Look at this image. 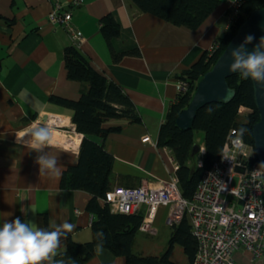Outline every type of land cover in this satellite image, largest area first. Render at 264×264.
<instances>
[{"label":"crops","instance_id":"obj_1","mask_svg":"<svg viewBox=\"0 0 264 264\" xmlns=\"http://www.w3.org/2000/svg\"><path fill=\"white\" fill-rule=\"evenodd\" d=\"M231 1L219 0L192 31L141 13L128 0H59L61 9L71 14L70 24L81 33L75 42L62 25L49 21L52 0H0V226L20 217L43 228L46 218L47 228L51 222H68L76 226L70 232L74 240L91 239L92 216L86 210L90 194L61 189V176L39 177L38 153L21 143L30 126L47 116L51 152L58 156L61 172L77 162L82 135L75 131L71 112L49 101L50 96L76 100L85 88L66 76L63 50L71 44L78 46L95 70L123 89L141 119L139 123H106L121 126L119 132L104 138V147L113 156L110 186H156L175 176L171 152L157 144L159 128L177 96V76L227 29ZM112 12L122 28L115 46L132 39L139 56L112 61L99 29V19ZM145 135L148 142L142 141ZM200 138L198 134L196 140ZM167 216L168 207H160L152 223L166 222ZM147 232L155 234L156 229L151 225ZM64 247L62 239L57 251ZM87 264H125V259L103 249Z\"/></svg>","mask_w":264,"mask_h":264},{"label":"trees","instance_id":"obj_2","mask_svg":"<svg viewBox=\"0 0 264 264\" xmlns=\"http://www.w3.org/2000/svg\"><path fill=\"white\" fill-rule=\"evenodd\" d=\"M128 1L141 13H150L172 25L185 26L192 31L203 23L219 3V0ZM238 5L236 16H232V10L228 8V27L214 41L213 48L205 50L194 64L177 76L179 81L187 83L186 90L177 93L159 128L157 144L167 147L171 152L177 166L175 177L178 179V188L181 196L187 200L194 195L203 172L219 159L227 137L238 136L253 145L252 130L259 120V114L254 102L252 81L243 79L239 74L226 79L229 87L236 91L231 101L211 102L197 110L193 125L188 130H181L175 124L177 115L188 106L198 80L226 48L243 19L252 10L262 8L264 0H239ZM230 15L232 20H228ZM99 29L113 62H118L126 55H140V50L132 39H125L123 46H115L114 41L122 34L121 24L115 13H107L101 17ZM63 60L67 78L85 84V88L76 100L49 97V101L71 112L75 131L82 135L77 162L63 171L60 188L82 190L90 194L86 210L91 214L92 222L91 239L78 242L68 233L67 239H64L65 247L53 257L54 264L61 261L71 264L72 260L75 264H87L96 253L98 241L95 234L101 230L105 235L103 249L112 256L124 257L125 264H178L171 260L175 245L182 249L187 264H192L197 246L187 215L171 226L167 248L162 254L145 255L133 251L135 234L142 224L144 214L142 209L133 214L115 213L108 203L103 202L106 191L112 188L110 177L113 165V156L105 149L104 138L121 130L120 125L106 126L108 121L139 123V113L123 89L95 70L77 45L71 44L64 48ZM242 107L246 109L243 114L239 111ZM242 128L247 131L241 133ZM198 133L202 134L201 143L196 140ZM201 144L204 154L193 150ZM199 160L202 165L198 164ZM43 228H47L46 218Z\"/></svg>","mask_w":264,"mask_h":264},{"label":"built area","instance_id":"obj_3","mask_svg":"<svg viewBox=\"0 0 264 264\" xmlns=\"http://www.w3.org/2000/svg\"><path fill=\"white\" fill-rule=\"evenodd\" d=\"M52 1L49 21L62 25L77 42L81 33L70 24L71 14L61 9L59 0ZM238 3L239 0H232L229 4L232 16L238 14ZM186 87V82L177 81L178 92H184ZM142 141L148 142L149 137L145 135ZM200 152L205 153L202 147ZM198 164L202 165L201 160ZM260 164L250 144L238 136L227 137L219 159L203 172L190 200L181 196L178 179L173 176L156 186L112 187L106 191L103 202L115 213L133 214L144 208L140 226L144 232L151 231L160 207H168L169 226L187 215L197 246L192 264H239L233 256L239 249L249 263L263 264L264 169L253 176ZM235 176L237 183L233 187Z\"/></svg>","mask_w":264,"mask_h":264},{"label":"clouds","instance_id":"obj_4","mask_svg":"<svg viewBox=\"0 0 264 264\" xmlns=\"http://www.w3.org/2000/svg\"><path fill=\"white\" fill-rule=\"evenodd\" d=\"M254 39L255 37L249 34L241 44L231 49V63L227 70L229 73H238L245 80L251 79L257 85L264 86V36H261L259 42L249 51L247 45ZM245 111L244 108L243 112ZM240 131L243 133L247 129L242 128ZM21 143L29 152L38 153L35 163L39 166V177L55 180L62 175L58 156L51 152L52 133L46 122L30 126ZM198 146L200 152L203 145ZM46 149L48 151H45ZM260 169H264V163L259 165L258 170L253 171L254 177L260 175ZM75 227L68 222L62 224L51 222L48 228H40L30 221H22L20 217L12 221H4L0 226V264H45V262L54 264L53 257L60 247L61 240L67 239L68 233L74 231ZM95 235L98 241L96 251L102 252L104 232L101 230ZM59 264L64 262L61 261ZM71 264H75V261L72 260Z\"/></svg>","mask_w":264,"mask_h":264},{"label":"water","instance_id":"obj_5","mask_svg":"<svg viewBox=\"0 0 264 264\" xmlns=\"http://www.w3.org/2000/svg\"><path fill=\"white\" fill-rule=\"evenodd\" d=\"M240 23L234 36L229 40L226 48L218 56L211 68L204 73L195 85L193 95L188 106L181 111L175 124L181 130H188L192 127L197 110L211 102H229L235 96L234 88L229 87L226 80L231 75L238 73H229L228 65L231 63L230 51L243 42L249 34L255 39L247 49L249 51L259 42L261 36H264V6L251 11ZM229 52V53H228ZM252 81V80H251ZM254 91V102L259 114V120L253 125L252 138L255 157L260 163H264V86L257 85L252 81ZM47 116L43 117L41 122H46ZM40 122V123H41ZM59 129V127H55ZM199 146L194 147L198 151Z\"/></svg>","mask_w":264,"mask_h":264},{"label":"rangeland","instance_id":"obj_6","mask_svg":"<svg viewBox=\"0 0 264 264\" xmlns=\"http://www.w3.org/2000/svg\"><path fill=\"white\" fill-rule=\"evenodd\" d=\"M243 113V111H242ZM202 135L201 133H198ZM201 143V141H198ZM237 183V176L233 178L231 186L235 187ZM159 221V219H157ZM152 227L156 229V233L143 232L138 230L135 234L133 242V251L138 254L145 255H159L162 254L168 244V240L171 234V226L166 222H154ZM242 249L237 250L233 256L239 264H253L246 260V257L241 255ZM171 260L178 264H187L186 257L184 256L180 246L175 245L171 252Z\"/></svg>","mask_w":264,"mask_h":264},{"label":"bare ground","instance_id":"obj_7","mask_svg":"<svg viewBox=\"0 0 264 264\" xmlns=\"http://www.w3.org/2000/svg\"><path fill=\"white\" fill-rule=\"evenodd\" d=\"M53 133H56V132L53 131Z\"/></svg>","mask_w":264,"mask_h":264}]
</instances>
